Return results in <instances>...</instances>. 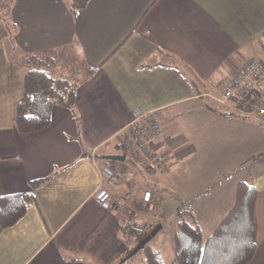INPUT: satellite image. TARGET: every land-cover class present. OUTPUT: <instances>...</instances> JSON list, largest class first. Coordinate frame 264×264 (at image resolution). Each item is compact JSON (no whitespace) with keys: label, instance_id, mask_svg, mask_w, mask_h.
I'll return each mask as SVG.
<instances>
[{"label":"crops","instance_id":"0c3cea01","mask_svg":"<svg viewBox=\"0 0 264 264\" xmlns=\"http://www.w3.org/2000/svg\"><path fill=\"white\" fill-rule=\"evenodd\" d=\"M69 6L70 0H10L8 13L0 10V195L30 191L35 198L20 219L0 230V264L121 263L130 242L120 224L130 217L121 201L98 206L94 191L98 167L121 154L112 146L120 144L119 131L135 107L159 112L157 163L168 164L172 174L157 192L135 186L123 160L111 166L122 169L119 185L132 197L142 201L145 190L152 192L145 207L161 215L155 217L161 228L150 245L165 261L174 259L179 215L201 233L204 226L211 232L232 206L236 184L246 181L258 192V242L246 264H264V134L256 138L255 152L232 164L214 162L204 176L170 163L183 151V140L173 137L174 122L215 108L221 81L248 58L264 64V0H89L75 13ZM50 51L62 57L64 75H81L74 106L54 105L47 128L20 133L14 117L29 69L20 56ZM205 98L209 103L198 105ZM129 157L132 167H142ZM54 172L30 188V181ZM166 213L173 216L169 223ZM125 264L146 263L135 256Z\"/></svg>","mask_w":264,"mask_h":264},{"label":"trees","instance_id":"16d2710c","mask_svg":"<svg viewBox=\"0 0 264 264\" xmlns=\"http://www.w3.org/2000/svg\"><path fill=\"white\" fill-rule=\"evenodd\" d=\"M88 1L70 0L71 12L82 9ZM9 9L10 0H0V10L8 13ZM20 60L28 64L29 69L24 75L22 96L16 105L14 128L20 133H28L50 125L54 105L73 108L79 82L76 77L81 75H64L62 57L51 51L44 54H21ZM93 72L94 68L88 69L90 76ZM194 82V79L190 80L191 84ZM209 110L218 115L232 116L226 110ZM117 146L121 148V154H125V161L129 156L126 149L121 144ZM54 174L30 181V188H36ZM257 195L253 184L239 181L232 206L205 237L197 224L178 214L179 219L172 233L175 258L168 262L149 241L138 251L142 252L146 264H246L253 257L258 242ZM34 202V195L30 191L0 195V230L13 225ZM158 223L146 219H128L120 224L123 237L130 242L119 255L120 264L137 256L138 251L126 257Z\"/></svg>","mask_w":264,"mask_h":264},{"label":"rangeland","instance_id":"374dc122","mask_svg":"<svg viewBox=\"0 0 264 264\" xmlns=\"http://www.w3.org/2000/svg\"><path fill=\"white\" fill-rule=\"evenodd\" d=\"M76 74L79 73L77 72ZM208 101L209 99L205 98L199 99L197 102L200 103L198 105H205L209 103ZM211 104H214V107L219 111L223 109L216 104L215 101ZM190 114L189 116L185 115L176 120L172 129L174 134L173 137L178 136L183 140L181 143L183 151L179 156L175 154L174 157L171 158L170 163L172 165H178V170L185 174L192 172L197 175L202 172L201 175L204 176L205 173L203 171L209 170V167H211L214 162L227 163L230 161V164H232V162H237V159H240L242 154H244V157H247L250 153L255 152L253 145H255L259 133L264 134V119L254 117L255 120H247L244 118V120L234 121L233 119L235 116L238 117L236 119L242 118H240L239 115L233 114H231L232 116L230 117L218 115L207 109L196 110V112ZM246 118L248 117L246 116ZM237 133L242 135L237 138ZM112 148L121 151V148L118 146H112ZM137 159L140 160L142 167H132L135 159L131 160L129 156L122 162L126 167L128 166L129 172L131 173H128V177H132L135 186H149L154 188L157 192H160L163 180L172 174L168 164H164V167L160 166V163H158L156 167L144 166V160L140 158ZM120 162L121 161H107V164L113 165ZM139 167H141V171L138 172ZM168 170L169 172H167ZM214 174L216 173L214 172ZM133 198L134 199L129 200L128 203L120 204L130 217L125 220L154 219V222H157L155 221V217L160 218L161 215L154 209H151L150 212H148L146 208L142 209V201L138 200L136 197ZM149 215L154 217L149 218ZM172 217V214L166 213L164 217L166 220L165 222L169 223ZM206 230L204 226V231L202 232L203 237L207 236L210 232ZM152 241L151 239L149 243H152ZM141 255L142 252L138 251L137 256ZM163 255L165 258H168V248H164Z\"/></svg>","mask_w":264,"mask_h":264},{"label":"built area","instance_id":"2783aa9c","mask_svg":"<svg viewBox=\"0 0 264 264\" xmlns=\"http://www.w3.org/2000/svg\"><path fill=\"white\" fill-rule=\"evenodd\" d=\"M215 100L233 115L264 119V64L257 58L245 60L231 76L221 81ZM119 133L120 144L129 156L144 160V166H158L155 144L162 136V128L156 109L141 110L135 107L130 120ZM98 173L100 180L94 191L98 206L109 209L117 202L128 203L132 200L133 195L119 185L123 178L120 168L105 164L98 167ZM151 199L152 192L145 190L142 193V209Z\"/></svg>","mask_w":264,"mask_h":264},{"label":"water","instance_id":"95a60500","mask_svg":"<svg viewBox=\"0 0 264 264\" xmlns=\"http://www.w3.org/2000/svg\"><path fill=\"white\" fill-rule=\"evenodd\" d=\"M110 160H115V161H122L125 159V154H120V155H110L108 156ZM161 228V225L158 223L148 234L146 237H144L142 240H140L137 245L134 247V249L131 251L129 255L126 257L130 256L131 254H134L137 252L147 241L151 239V237Z\"/></svg>","mask_w":264,"mask_h":264}]
</instances>
